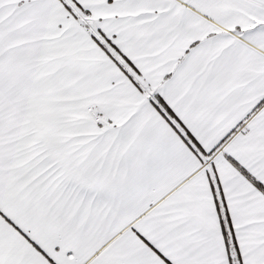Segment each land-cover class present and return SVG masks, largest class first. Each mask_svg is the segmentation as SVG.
<instances>
[{
	"label": "snow or ice",
	"instance_id": "snow-or-ice-1",
	"mask_svg": "<svg viewBox=\"0 0 264 264\" xmlns=\"http://www.w3.org/2000/svg\"><path fill=\"white\" fill-rule=\"evenodd\" d=\"M0 264H264V0H0Z\"/></svg>",
	"mask_w": 264,
	"mask_h": 264
}]
</instances>
